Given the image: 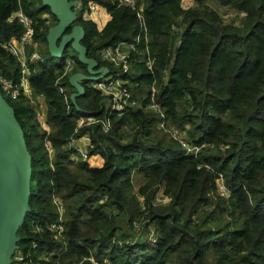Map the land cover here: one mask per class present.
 Segmentation results:
<instances>
[{"label":"trees","instance_id":"1","mask_svg":"<svg viewBox=\"0 0 264 264\" xmlns=\"http://www.w3.org/2000/svg\"><path fill=\"white\" fill-rule=\"evenodd\" d=\"M141 1L138 11L117 0H81L74 10L79 43L109 70L99 49L145 28L151 70L140 45L127 75L129 105L115 115L101 109L86 83L71 103L74 88L60 77L61 63L71 55V73L84 67L69 47L59 58L49 56L46 35L56 18L48 7L40 0H0V44L22 33L21 23L8 19L17 10L33 27L40 59L28 64V82L32 98L44 99L47 125L38 127L26 99L1 93L30 157L28 211L15 251L31 264H90L83 260L88 256L118 264H264V0H189L185 9L183 0ZM90 2L109 14L99 30L81 18ZM210 3L235 18L223 22ZM0 73L14 82L19 77L16 58L1 48ZM150 86L163 119L198 146L195 152L156 129L159 118L145 108ZM81 114L106 119L109 127L96 123L73 133ZM85 131L92 159L70 162L66 143ZM219 175L226 197L215 189ZM157 194L167 202L155 201ZM53 197L63 205L60 239L32 231L34 223L54 220ZM42 254L48 256L37 258Z\"/></svg>","mask_w":264,"mask_h":264},{"label":"built area","instance_id":"2","mask_svg":"<svg viewBox=\"0 0 264 264\" xmlns=\"http://www.w3.org/2000/svg\"><path fill=\"white\" fill-rule=\"evenodd\" d=\"M76 10L81 9V0H76ZM121 5H125L136 11V3L134 0H117ZM97 6L95 3L90 2L88 9L81 13L82 19H88L92 10ZM137 18L140 19V15L136 12ZM16 18L22 25V33L17 38H11L10 40L1 44V48L10 54L14 55L18 63L19 77L16 82L12 79L6 78L0 73V94L8 97L10 100H14L18 97H23L30 103L35 109L34 119L42 130H47L45 123V105L44 99L41 95L37 96L36 99L32 98L31 88L28 82L29 76V63L40 59L39 55L35 51V43L32 40V26L30 20L20 11L12 13L9 20ZM147 35L145 28L142 27L141 34H137L132 40L129 41H118L112 45L102 47L98 51V57L100 61L104 62L110 67L108 74L101 77L97 81H91L86 83L87 87L94 90L100 96L101 109L106 113L114 112L115 115L119 113L129 105V91L128 85V73L130 66L132 65L134 58L133 54L137 53V48L142 45L144 48L145 57L142 62L146 70H151L152 59L148 55L147 49ZM30 46L31 49L27 52L26 48ZM74 57L66 55L62 61V72L60 77L69 76L72 74L74 66ZM77 72V71H76ZM59 77V78H60ZM2 96V95H1ZM145 108L152 111L159 118L157 121V128L167 132L173 140H176L179 145L187 152H195L198 146L189 145L177 130L169 128L166 120L163 119L164 113L160 108L159 104L155 101V87L150 86L147 94V102ZM100 124V127L105 131L109 127V121L106 119H100V117H93L90 114L78 115L75 119V128L73 133L81 127H87L92 124ZM43 147L51 159L53 155L50 144L45 141ZM66 157L70 162L87 161L90 158L91 139L88 132H84L79 136H71L66 143ZM215 187L217 192L222 196L228 195V190L223 184L222 177L219 175L215 180ZM52 204L55 210V218L53 221L45 222L42 224L34 223L32 227L33 232H39L42 229L50 232L54 238L60 239L64 232L63 224V205L57 197L52 198ZM34 247V244H32ZM48 254V253H47ZM49 255V254H48ZM48 255L42 254L37 258H44ZM42 256V257H41ZM10 264H31V260L27 255H22L20 252L14 251L10 258ZM90 264H118L108 258H103L100 261L95 260L92 256L83 258Z\"/></svg>","mask_w":264,"mask_h":264},{"label":"water","instance_id":"3","mask_svg":"<svg viewBox=\"0 0 264 264\" xmlns=\"http://www.w3.org/2000/svg\"><path fill=\"white\" fill-rule=\"evenodd\" d=\"M56 18L46 35V48L50 57L59 58L66 47L75 54L83 71L68 76V83L74 88L69 99L83 93V83L97 81L108 74L103 65L86 55L79 43L82 28L74 24L76 0H40ZM69 29L68 32L66 30ZM30 178V157L25 147L21 128L11 107L0 94V264H10L16 250V230L28 211Z\"/></svg>","mask_w":264,"mask_h":264},{"label":"rangeland","instance_id":"4","mask_svg":"<svg viewBox=\"0 0 264 264\" xmlns=\"http://www.w3.org/2000/svg\"><path fill=\"white\" fill-rule=\"evenodd\" d=\"M135 1V3H136V5H135V7L136 8H141L142 7V1L141 0H134ZM189 4H191V2L189 1V0H183V3L181 4V7L182 8H187V6L189 5ZM215 11H217L218 13H219V15H220V17L222 18V20H223V22H225V23H227V22H229L230 20H233V18H235L234 16V13L232 12V10H229V9H227V8H221V7H219V6H216V5H214V3L212 4V3H210L209 4ZM108 13L105 11V9H102L101 7H96L94 10H92V12L90 13V15H89V18L88 19H83V20H88V21H90V22H92V23H94L95 24V26H96V28H97V30H99L102 26H103V24H104V20L108 17ZM82 18V17H81ZM32 34H33V27H32ZM2 44V43H1ZM1 44H0V48H1ZM176 45H177V42H176V40H175V45L173 46V49H172V53H174V49H175V47H176ZM35 48H36V44H35ZM40 48L41 49H43V47L42 46H40ZM2 49V48H1ZM31 49V47L30 46H27V48H26V51L25 52H27V51H29ZM14 56V55H13ZM15 57V56H14ZM171 60V59H170ZM133 64V63H132ZM29 105H30V103H29ZM31 106V105H30ZM32 107V106H31ZM35 109L36 108H34V107H32V110H33V112H35ZM166 122H167V125L169 126V128L171 127L170 125H169V123H168V121L166 120ZM38 127L41 129V127L38 125ZM156 129L157 130H159L158 128H157V125H156ZM160 131V130H159ZM162 132V131H161ZM162 133H164V131L162 132ZM181 135V134H180ZM92 159V157H90L89 158V162H90V160ZM133 177H135V175H133L132 176V180H133ZM138 183V181L137 180H134L133 181V187H136L137 184ZM215 189H216V187H215ZM216 192H217V189H216ZM217 194L218 195H220L218 192H217ZM220 196H222V195H220ZM222 197H226V196H222ZM155 201H161V203L162 204H164V203H166L167 202V200L163 197V196H160V194H157V196H156V200Z\"/></svg>","mask_w":264,"mask_h":264},{"label":"crops","instance_id":"5","mask_svg":"<svg viewBox=\"0 0 264 264\" xmlns=\"http://www.w3.org/2000/svg\"><path fill=\"white\" fill-rule=\"evenodd\" d=\"M10 16H11V15H10ZM10 16H9V17H10ZM8 19H9V18H8ZM105 20H106V19H105ZM105 20H104V21H105ZM10 39H11V38H10ZM10 39H9V40H10ZM3 43H4V42H3Z\"/></svg>","mask_w":264,"mask_h":264}]
</instances>
